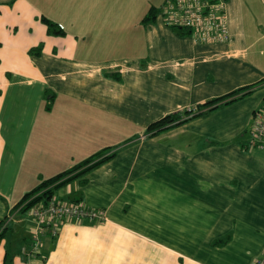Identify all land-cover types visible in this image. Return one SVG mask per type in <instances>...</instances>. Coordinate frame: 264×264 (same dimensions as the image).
<instances>
[{
	"label": "crops",
	"instance_id": "obj_1",
	"mask_svg": "<svg viewBox=\"0 0 264 264\" xmlns=\"http://www.w3.org/2000/svg\"><path fill=\"white\" fill-rule=\"evenodd\" d=\"M19 1L0 0V19ZM167 1L79 0V21L45 17L54 31L39 11L15 39L0 29V264H253L264 253V150L253 146L264 0H225L228 39L214 42L162 16L144 22ZM189 111L202 115L148 135ZM99 153L113 157L55 196L105 219L66 222L30 257L24 198Z\"/></svg>",
	"mask_w": 264,
	"mask_h": 264
},
{
	"label": "built area",
	"instance_id": "obj_2",
	"mask_svg": "<svg viewBox=\"0 0 264 264\" xmlns=\"http://www.w3.org/2000/svg\"><path fill=\"white\" fill-rule=\"evenodd\" d=\"M162 17L168 25L192 30L194 37L199 41L214 42L228 39L225 0H168L162 7ZM255 118L253 146L264 150V108L256 112ZM37 196L39 195L26 204ZM27 213L36 223L30 257L38 255L42 248L43 237L56 239L66 222L84 224L102 222L105 219V213L101 209L90 208L82 202L59 200L56 196L40 199L29 208ZM8 224L9 222L2 226V231L8 227ZM253 264H264V253Z\"/></svg>",
	"mask_w": 264,
	"mask_h": 264
},
{
	"label": "trees",
	"instance_id": "obj_3",
	"mask_svg": "<svg viewBox=\"0 0 264 264\" xmlns=\"http://www.w3.org/2000/svg\"><path fill=\"white\" fill-rule=\"evenodd\" d=\"M152 10H155V9H152ZM156 17H157L156 12L152 11L150 13V15H148L146 17L144 22L154 21L156 19ZM45 21L48 23L50 31L51 30L54 31L55 28L58 26L57 24H55L49 20H45ZM182 28H184V27H182ZM181 30H184V29H181ZM184 32H186V31L184 30ZM251 88H253V87H251ZM248 89H250V87L244 88V89H241V90L236 91L234 93H231L229 95H226L225 97H222L220 99H217V100H214V101L208 103L207 106L211 105V104H215V103L217 104V103H223V102L225 104H231L232 102H234L238 99V98L232 99L234 96L240 94L241 92L244 93L245 90H248ZM248 94H250V92H247L246 94L241 95L239 98H242ZM193 112L194 111H189L183 115H178V114L169 115V116L153 123L148 128V135H157L159 133L170 130L176 126L183 125L186 122H188L192 119H195V118L199 117L200 115H202L201 112L196 113V114ZM112 157H113V155H109V156L104 157L103 153H99L97 155H94L93 157H91L90 159L85 161L84 163L74 167L72 170H70L66 173H62V174H60V175H58L52 179H49L47 181H44L37 189H35L34 191H32L31 193L26 195L23 202L21 203L22 206L24 204H26L29 200H31L33 197H35L36 195H39V196H37L35 199H33L29 204L25 205V207H23L21 209V211L23 213L28 212L29 208L32 205H34L37 201H39L40 199H50L51 197L55 196V192L58 189H60L62 186L68 184L69 182H71L77 178L86 176L92 170L101 166L102 164H104L106 161H108ZM76 172H77V174H75ZM2 226H3V222L0 223V228ZM7 231H8V229L3 230L0 233V240L6 236Z\"/></svg>",
	"mask_w": 264,
	"mask_h": 264
},
{
	"label": "rangeland",
	"instance_id": "obj_4",
	"mask_svg": "<svg viewBox=\"0 0 264 264\" xmlns=\"http://www.w3.org/2000/svg\"><path fill=\"white\" fill-rule=\"evenodd\" d=\"M78 5L79 0H21L16 6L5 9L3 12V18L0 19V29L5 36L6 42L7 40L12 39L15 34L21 36L24 33V30H26V25L29 26V23H31L30 21L25 23L24 20H30V16L33 17V14L31 13L34 11H39L41 13L40 22L44 23L47 29L49 28V25L43 21V19L45 20V17L57 24H69L72 23V21H79L80 16L76 14V8ZM126 6L130 9H141V0H126ZM19 8L21 14L18 13ZM156 15L157 18H161L162 10L160 12L158 11ZM14 24H17L18 28ZM10 27L12 29L11 32ZM61 27L62 26L59 28L61 29Z\"/></svg>",
	"mask_w": 264,
	"mask_h": 264
},
{
	"label": "bare ground",
	"instance_id": "obj_5",
	"mask_svg": "<svg viewBox=\"0 0 264 264\" xmlns=\"http://www.w3.org/2000/svg\"><path fill=\"white\" fill-rule=\"evenodd\" d=\"M27 205V204H26Z\"/></svg>",
	"mask_w": 264,
	"mask_h": 264
}]
</instances>
